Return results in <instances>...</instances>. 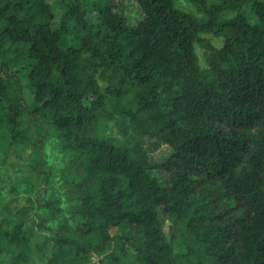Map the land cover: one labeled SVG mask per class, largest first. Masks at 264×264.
<instances>
[{
  "label": "trees",
  "instance_id": "trees-1",
  "mask_svg": "<svg viewBox=\"0 0 264 264\" xmlns=\"http://www.w3.org/2000/svg\"><path fill=\"white\" fill-rule=\"evenodd\" d=\"M59 1L56 19L46 0H0V149L23 144L26 116L72 155L66 209L34 167L46 174L35 201L52 212L36 226L68 214L50 253L10 220L0 264H264V0H189L200 17L134 0L135 25L112 0ZM145 138L166 160L149 161Z\"/></svg>",
  "mask_w": 264,
  "mask_h": 264
},
{
  "label": "rangeland",
  "instance_id": "rangeland-1",
  "mask_svg": "<svg viewBox=\"0 0 264 264\" xmlns=\"http://www.w3.org/2000/svg\"><path fill=\"white\" fill-rule=\"evenodd\" d=\"M57 19L61 14L59 0H46ZM76 0H64V5ZM92 1V0H86ZM101 1V0H100ZM117 6V11L121 9L130 25H135L142 17V13L134 0H112ZM176 4L184 11L197 17L200 15L194 9L189 0H176ZM88 23H96L95 15L87 16ZM249 23L256 22V18L250 11L247 15ZM57 26V25H55ZM202 37L208 39L211 44L219 48L222 44L220 37L212 34H203ZM76 42L72 36L64 39L62 47L74 45ZM26 47L22 44L18 46V54L11 61L10 68L14 69L24 61ZM195 51L199 65L206 69L203 50L195 44ZM22 126L26 129V137L23 144H12L7 151L0 149V205L3 212L0 213L1 219L5 222L0 223V229H7L9 221L17 220L23 224V228L31 236L32 243L41 245L45 254L50 253L52 236L50 229L58 227L62 220L68 218V214L63 212L59 217L45 223L46 228H38L36 224L40 217L50 216L51 210L44 208L35 201L39 189L44 185L45 175L39 173L34 167L41 162V170L47 173L45 180V195L47 201H57L61 209H66L69 205V194L67 192V167L71 159L57 134L52 130H45L41 123L31 120L24 116ZM106 134L103 126L97 128L99 137ZM113 135L118 136L116 130ZM144 149L151 162H162L170 155V148L161 141L154 138L144 139ZM160 183L166 182V175L163 172L154 171ZM161 219L165 229L169 225L166 217L161 214ZM116 229L112 230L115 233ZM207 264H215L213 259H209Z\"/></svg>",
  "mask_w": 264,
  "mask_h": 264
}]
</instances>
